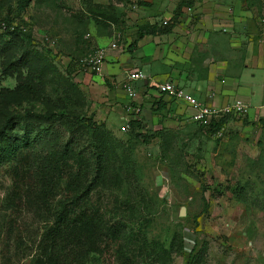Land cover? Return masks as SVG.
<instances>
[{
    "label": "rangeland",
    "instance_id": "1",
    "mask_svg": "<svg viewBox=\"0 0 264 264\" xmlns=\"http://www.w3.org/2000/svg\"><path fill=\"white\" fill-rule=\"evenodd\" d=\"M180 1L0 0V94L10 97L0 106V130L27 138L31 157L69 144L84 150L91 167L79 187L61 178L49 212L40 205L12 212L11 180L0 173V264H36L39 241L62 203L98 219L78 264H264V126L229 117L210 133L184 114L152 107L159 96L150 102L126 95L112 104L101 89L92 92L98 74L80 66L112 34L124 48L145 19L163 26ZM253 3L256 19L264 5ZM200 8L180 17L192 21L196 36ZM152 49L151 43L144 51ZM207 55L196 44L193 61ZM149 72L158 73L155 66L143 74ZM38 113L61 121L35 123ZM129 120H139L140 135L153 138H133Z\"/></svg>",
    "mask_w": 264,
    "mask_h": 264
},
{
    "label": "crops",
    "instance_id": "2",
    "mask_svg": "<svg viewBox=\"0 0 264 264\" xmlns=\"http://www.w3.org/2000/svg\"><path fill=\"white\" fill-rule=\"evenodd\" d=\"M255 1L262 9L264 1L263 4ZM199 6L203 15L195 28L202 29L200 36L193 33L192 21L180 18L169 34L146 35L137 41L135 50L129 53L128 46L136 39V27L133 36L127 37L124 48H109L114 43L112 34V42L104 47L107 54L105 63L101 74L95 75L92 92L101 89L107 100L114 104L120 97H126L121 84L129 72L140 70L143 73L155 66L158 73L149 72L144 75L145 80L132 84L137 94L135 98L141 97L135 101L151 102L152 98L160 97L157 86L170 82L203 105L225 107L239 100L248 109L244 119L252 126L259 124L263 127L264 35L258 20L264 12L253 18L252 9L259 10L253 0H201L190 11ZM170 17L169 11L164 18ZM152 21L145 19L151 25L156 24ZM116 35L114 33V40ZM151 43L152 51L145 52L144 49ZM196 44L207 49L208 54L198 63L192 59ZM139 51L143 52V56H136ZM115 84L117 87H114ZM164 100L169 101L166 97ZM166 109L185 117L191 113L188 108L175 102L169 103Z\"/></svg>",
    "mask_w": 264,
    "mask_h": 264
},
{
    "label": "trees",
    "instance_id": "3",
    "mask_svg": "<svg viewBox=\"0 0 264 264\" xmlns=\"http://www.w3.org/2000/svg\"><path fill=\"white\" fill-rule=\"evenodd\" d=\"M195 4L196 0H181L174 10L175 15L163 26L151 25L148 22L143 26H138L136 39L128 46L129 53L135 50L137 41L146 35L169 34L179 22L181 14L187 9L194 7ZM106 8L111 11L115 10L112 6L111 8ZM10 23H12L11 20H6L3 25L9 30ZM159 95L160 97L154 101L152 107L155 108L154 105L157 104L159 110L166 109L167 105L172 103V101L167 102L164 100L163 94L159 93ZM9 99V93L5 96L0 94V106L5 105ZM31 118L33 122H38V124L44 122L57 124L58 121H61V119L58 120L57 115L52 113H38L32 115ZM227 118L213 122L205 130L210 133H216L224 125ZM68 126V123H63V127ZM141 130L142 125L139 120H129L128 132L133 138L140 139L144 143L153 138L140 135ZM8 133L10 132L5 128L0 130V173L3 172V176L11 180L8 204L12 212H20L30 205H40L43 210L49 212L50 204L55 200L56 191L59 188L58 184L62 177L69 178L71 185H78V187L81 186L82 181H88L91 167L89 159L84 158V150L75 152L67 144L61 151H58V153L60 152L59 154L54 151L52 154L50 152L47 157L40 158L38 155L31 157V152H28L30 146L28 139L11 137ZM74 153L76 156L71 155ZM51 156H55L57 160L53 161ZM96 157V162L98 163L100 160L98 156ZM33 178L34 181L31 182ZM92 181L95 180L92 178ZM94 183L96 184V182ZM89 187H91V184ZM69 200L71 202L77 201V203L79 201L78 198L74 197ZM78 208H80L78 204L75 208H71L66 203L61 204L60 211L54 216L53 222L46 228L39 241L38 247L41 258L36 261V264L79 263L77 255H80L79 258L83 256V249L89 244L87 238L88 227L98 219L90 216L87 209L76 211ZM13 222L14 220L11 218L6 224L7 228L12 227L14 225ZM94 261L96 262L97 260L94 258Z\"/></svg>",
    "mask_w": 264,
    "mask_h": 264
},
{
    "label": "built area",
    "instance_id": "4",
    "mask_svg": "<svg viewBox=\"0 0 264 264\" xmlns=\"http://www.w3.org/2000/svg\"><path fill=\"white\" fill-rule=\"evenodd\" d=\"M187 9V11H190ZM166 22H164V25ZM259 27L261 33L264 35V13L261 14L259 19ZM110 49H116L117 43H111L109 45ZM105 49H90L84 57L79 60L80 66L85 70H89L94 74H101L103 65L105 63ZM146 77L140 70H134L127 74V78L121 84V88L129 99H136L135 93L132 84L137 81H143ZM157 91L160 94H163L164 97L169 99V101L175 102L179 105L185 106L188 108L191 113L189 120L191 123L196 124L199 127L208 129L213 122H218L221 119L229 117H243L245 118L248 112V109L245 105L239 100H235L231 105L225 107L209 106L203 105L201 102L187 94L184 90L176 87L173 83L165 82L157 86ZM223 126V125H222ZM125 129H128V124Z\"/></svg>",
    "mask_w": 264,
    "mask_h": 264
},
{
    "label": "water",
    "instance_id": "5",
    "mask_svg": "<svg viewBox=\"0 0 264 264\" xmlns=\"http://www.w3.org/2000/svg\"><path fill=\"white\" fill-rule=\"evenodd\" d=\"M182 214H183V212H182Z\"/></svg>",
    "mask_w": 264,
    "mask_h": 264
}]
</instances>
